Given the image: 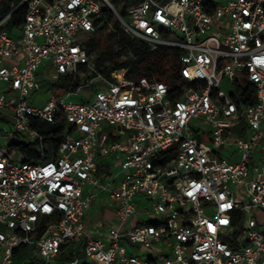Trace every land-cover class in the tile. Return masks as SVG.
I'll use <instances>...</instances> for the list:
<instances>
[{
    "label": "built area",
    "instance_id": "obj_1",
    "mask_svg": "<svg viewBox=\"0 0 264 264\" xmlns=\"http://www.w3.org/2000/svg\"><path fill=\"white\" fill-rule=\"evenodd\" d=\"M112 19L151 49L179 50L178 89L101 72L85 39L115 31ZM61 76L81 85L30 103ZM84 78L102 85L70 99ZM1 115L0 264H264V0H138L125 15L109 0L11 3ZM58 119L53 148L32 122ZM100 192L109 203L94 217Z\"/></svg>",
    "mask_w": 264,
    "mask_h": 264
},
{
    "label": "trees",
    "instance_id": "obj_2",
    "mask_svg": "<svg viewBox=\"0 0 264 264\" xmlns=\"http://www.w3.org/2000/svg\"><path fill=\"white\" fill-rule=\"evenodd\" d=\"M21 0H0V12L2 14L7 13L11 9V3L17 4ZM121 15H125L126 7L138 0H125L124 4L120 5L122 0H109ZM26 10V4L20 5V7L11 15L7 22V26L19 25L23 19ZM113 15L110 13L109 19ZM113 27L115 31L108 32L113 36V42L120 46V49L116 52L117 55L122 53L126 56L119 62H114L113 66H105L101 69L105 75H108V71L116 68H127V77H155L158 80L164 81L171 91L178 89V75L174 73L178 68V54L177 48H170L165 46H158L151 49L149 45L137 37H132L130 34L124 32L120 27L117 20L113 21ZM100 30L97 34L86 35L85 45L89 52L97 53V49L101 46V38L98 34L102 33ZM99 54L96 55L97 66L105 59H113V53L110 47V43H106L103 46ZM56 89L61 93L74 92L81 85L79 79L70 76H61L54 82ZM32 126L39 129L43 134L44 140L53 148H56L60 139L61 131L63 129V120L58 119L55 123L50 124L42 120H36L32 122ZM9 147H15L21 154H23V161L36 162L39 159V153L34 148L29 147L22 141H15L9 144ZM10 152L11 150H6ZM56 150H46L44 158L48 159L52 157ZM103 164L99 166L102 169Z\"/></svg>",
    "mask_w": 264,
    "mask_h": 264
},
{
    "label": "rangeland",
    "instance_id": "obj_3",
    "mask_svg": "<svg viewBox=\"0 0 264 264\" xmlns=\"http://www.w3.org/2000/svg\"><path fill=\"white\" fill-rule=\"evenodd\" d=\"M114 21V19H112ZM101 38V46L97 49V54L102 51L104 48V44L110 43V47L113 53V59H105L100 63V66L103 68L105 66L111 67L113 66L114 62L121 61L126 54L122 53L121 55H117V51L120 49V46L113 42V36L109 34L108 32L100 33L98 34ZM84 81L88 86H84L81 88V90L78 93H75L71 96H69L70 99L79 101V100H86L93 97V90L97 89L99 86H101V82L98 80H89L84 78ZM61 92L56 89V86L54 85V82H43L41 85V89L37 91L33 96L30 97V103L34 105L41 106L43 105L48 98L51 95L60 94ZM3 116H0V132L3 133L7 129V122L2 118ZM224 150V147H221L218 149V152L222 153ZM105 200L108 202L107 195L105 196ZM78 257L80 260L84 259V253L83 251L78 252Z\"/></svg>",
    "mask_w": 264,
    "mask_h": 264
},
{
    "label": "crops",
    "instance_id": "obj_4",
    "mask_svg": "<svg viewBox=\"0 0 264 264\" xmlns=\"http://www.w3.org/2000/svg\"><path fill=\"white\" fill-rule=\"evenodd\" d=\"M43 82H50V81H42ZM106 193L100 192L97 197L93 200L92 208H91V215L95 217V212L100 211L104 212L105 208L107 207L108 203L105 200Z\"/></svg>",
    "mask_w": 264,
    "mask_h": 264
}]
</instances>
